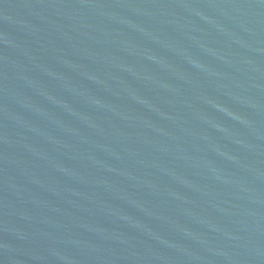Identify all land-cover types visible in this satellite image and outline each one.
I'll use <instances>...</instances> for the list:
<instances>
[{"label": "water", "instance_id": "95a60500", "mask_svg": "<svg viewBox=\"0 0 264 264\" xmlns=\"http://www.w3.org/2000/svg\"><path fill=\"white\" fill-rule=\"evenodd\" d=\"M0 264H264V0H0Z\"/></svg>", "mask_w": 264, "mask_h": 264}]
</instances>
